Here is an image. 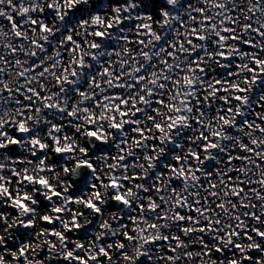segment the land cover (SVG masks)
I'll return each instance as SVG.
<instances>
[{
    "label": "snow or ice",
    "instance_id": "1",
    "mask_svg": "<svg viewBox=\"0 0 264 264\" xmlns=\"http://www.w3.org/2000/svg\"><path fill=\"white\" fill-rule=\"evenodd\" d=\"M0 264H264V0H0Z\"/></svg>",
    "mask_w": 264,
    "mask_h": 264
}]
</instances>
